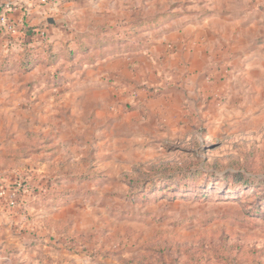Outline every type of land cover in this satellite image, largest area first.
I'll return each mask as SVG.
<instances>
[{
  "label": "rangeland",
  "instance_id": "rangeland-1",
  "mask_svg": "<svg viewBox=\"0 0 264 264\" xmlns=\"http://www.w3.org/2000/svg\"><path fill=\"white\" fill-rule=\"evenodd\" d=\"M34 2L56 7L43 17L65 32L109 26V51L163 26H205L206 95L184 96L206 120L192 114L175 138L109 160V174L72 151L50 190L5 174L34 199L22 193L30 206L0 219V264H264V0Z\"/></svg>",
  "mask_w": 264,
  "mask_h": 264
},
{
  "label": "crops",
  "instance_id": "crops-1",
  "mask_svg": "<svg viewBox=\"0 0 264 264\" xmlns=\"http://www.w3.org/2000/svg\"><path fill=\"white\" fill-rule=\"evenodd\" d=\"M9 1H18L9 18L23 25L14 35L0 33L1 221L16 209L7 204L6 175L28 171L32 186L50 190L44 185L61 180L72 151L79 160H104L109 174V160L175 138L193 123L192 114L206 120L203 104L189 115L196 107L184 96L206 95L205 26H163L160 34L134 36L109 51V26H97L98 34L89 26L65 32L43 17L56 7L34 0H0V6ZM12 50L19 54H4ZM21 51L32 56L27 63ZM18 190L16 207H29L32 194L28 199Z\"/></svg>",
  "mask_w": 264,
  "mask_h": 264
},
{
  "label": "built area",
  "instance_id": "built-area-1",
  "mask_svg": "<svg viewBox=\"0 0 264 264\" xmlns=\"http://www.w3.org/2000/svg\"><path fill=\"white\" fill-rule=\"evenodd\" d=\"M44 2V1H42ZM11 6H13L12 3H6L3 8L2 11L0 13V30L4 31V32H9V33H13L15 32V22L13 20H11L9 18V14L11 13ZM43 36V34H42ZM19 188L14 190H11L8 194V196H6L7 199V204L10 207H14L16 204V196L19 192L18 190ZM2 196V194H1Z\"/></svg>",
  "mask_w": 264,
  "mask_h": 264
},
{
  "label": "trees",
  "instance_id": "trees-1",
  "mask_svg": "<svg viewBox=\"0 0 264 264\" xmlns=\"http://www.w3.org/2000/svg\"><path fill=\"white\" fill-rule=\"evenodd\" d=\"M132 27H133V26H131V28H130L129 30H131ZM23 56H24L23 59L25 60V62L28 60V58L31 59V57H32V56L30 55V53H27V52H25V53L23 52ZM49 58H50V61H54V60H55V57L52 56V55H49ZM26 63H27V62H26ZM57 199H58V198H56V200H57Z\"/></svg>",
  "mask_w": 264,
  "mask_h": 264
},
{
  "label": "water",
  "instance_id": "water-1",
  "mask_svg": "<svg viewBox=\"0 0 264 264\" xmlns=\"http://www.w3.org/2000/svg\"><path fill=\"white\" fill-rule=\"evenodd\" d=\"M50 23H52V21L50 20Z\"/></svg>",
  "mask_w": 264,
  "mask_h": 264
}]
</instances>
